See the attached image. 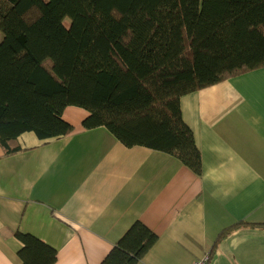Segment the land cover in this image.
Listing matches in <instances>:
<instances>
[{
  "label": "trees",
  "instance_id": "1",
  "mask_svg": "<svg viewBox=\"0 0 264 264\" xmlns=\"http://www.w3.org/2000/svg\"><path fill=\"white\" fill-rule=\"evenodd\" d=\"M67 23V25H66ZM0 146L70 135L67 107L88 113L126 148L178 160L196 175L201 156L180 98L264 68V0H0ZM238 221L217 243L240 228ZM20 264H55L56 250L16 231ZM133 223L101 264H138L157 242Z\"/></svg>",
  "mask_w": 264,
  "mask_h": 264
},
{
  "label": "crops",
  "instance_id": "2",
  "mask_svg": "<svg viewBox=\"0 0 264 264\" xmlns=\"http://www.w3.org/2000/svg\"><path fill=\"white\" fill-rule=\"evenodd\" d=\"M201 156L194 174L171 156L126 148L88 113L67 107L73 132L0 146V264H20L16 231L56 250L55 264H101L135 222L157 236L138 264H192L238 221L264 224V68L180 98ZM208 264H264V227L217 243Z\"/></svg>",
  "mask_w": 264,
  "mask_h": 264
},
{
  "label": "built area",
  "instance_id": "3",
  "mask_svg": "<svg viewBox=\"0 0 264 264\" xmlns=\"http://www.w3.org/2000/svg\"><path fill=\"white\" fill-rule=\"evenodd\" d=\"M208 261H209V257L208 256H204L200 260L194 261L192 264H208Z\"/></svg>",
  "mask_w": 264,
  "mask_h": 264
},
{
  "label": "rangeland",
  "instance_id": "4",
  "mask_svg": "<svg viewBox=\"0 0 264 264\" xmlns=\"http://www.w3.org/2000/svg\"><path fill=\"white\" fill-rule=\"evenodd\" d=\"M66 25H67V23H66ZM0 39H1V34H0Z\"/></svg>",
  "mask_w": 264,
  "mask_h": 264
}]
</instances>
